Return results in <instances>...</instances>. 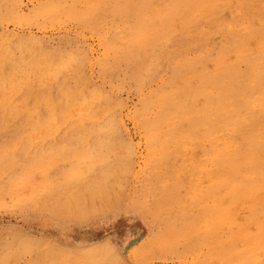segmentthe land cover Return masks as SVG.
Instances as JSON below:
<instances>
[{
  "label": "rangeland",
  "instance_id": "obj_1",
  "mask_svg": "<svg viewBox=\"0 0 264 264\" xmlns=\"http://www.w3.org/2000/svg\"><path fill=\"white\" fill-rule=\"evenodd\" d=\"M96 1L0 0V264H264V0ZM227 139L238 153L206 175Z\"/></svg>",
  "mask_w": 264,
  "mask_h": 264
},
{
  "label": "bare ground",
  "instance_id": "obj_2",
  "mask_svg": "<svg viewBox=\"0 0 264 264\" xmlns=\"http://www.w3.org/2000/svg\"><path fill=\"white\" fill-rule=\"evenodd\" d=\"M85 1H88V0H85ZM101 1H102V0H100V3L102 4ZM195 1H196V0H195ZM227 1H228V0H227ZM236 1H237V0H236ZM238 1H239V0H238ZM61 2H62V1H61ZM74 2H75V1H74ZM83 2H84V1H83ZM96 2H99V0L96 1ZM105 2H106V1H105ZM114 2H116V1H114ZM121 2H122V1H121ZM144 2H145V1H144ZM144 2H143V3H144ZM158 2H160V4H161L162 1H158ZM158 2H157V3H158ZM168 2H169V0H168ZM171 2H172V1H171ZM173 2H174V1H173ZM72 3H73V2H72ZM88 3H89V2H88ZM119 3H120V2H119ZM141 3H142V2H141ZM145 3H146V2H145ZM155 3H156V2H155ZM162 3H163V2H162ZM164 3H165V2H164ZM177 3H178V2H177ZM217 3H218V2H217ZM226 3H227V2H226ZM234 3H235V2H234ZM238 3H239V2H238ZM247 3H249V2H247ZM0 4H1V3H0ZM92 4H93V3H92ZM92 4H91V5H92ZM96 4H98V3H96ZM96 4H95V5H96ZM109 4H110V2H109ZM115 4H116V3H115ZM115 4H114V5H115ZM131 4H132V3H131ZM152 4H153V3H152ZM220 4H221V3H220ZM220 4H219V5H220ZM222 4H223V3H222ZM232 4H233V3H232ZM232 4H231V5H232ZM252 4H253V3H252ZM259 4H260V3H259ZM76 5H77V4H76ZM80 5H81V4H80ZM80 5H79V6H80ZM85 5H87V4L85 3ZM88 5L90 6V4H88ZM93 5H94V4H93ZM119 5H120V4H119ZM173 5H174V4H173ZM176 5H177V4H176ZM176 5H174V6H176ZM184 5H185V4H184ZM238 5H239V4H238ZM66 6H67V5H65V7H66ZM71 6H72V5H71ZM112 6H113V5H112ZM115 6H116V5H115ZM154 6H155V5H154ZM166 6H167V4H166ZM179 6H180V5H179ZM182 6H183V5H182ZM1 7H2V6H1ZM77 7H78V6H77ZM91 7H92V6H91ZM96 7H99V6L97 5ZM141 7H142V5H141ZM171 7H172V6H171ZM200 7H201V5H200ZM210 7H211V6H210ZM212 7H213V6H212ZM214 7H215V6H214ZM216 7H217V5H216ZM225 7H226V6H225ZM262 7H263V6H262ZM2 8H3V7H2ZM101 8H102V7H101ZM112 8H113V7H112ZM137 8H138V7H137ZM139 8H140V7H139ZM147 8H148V7H147ZM173 8H174V7H173ZM231 8H232V7H231ZM67 9H68V8H67ZM80 9H81V8H80ZM97 9H98V8H97ZM133 9H134V8H133ZM149 9H150V8H149ZM157 9H158V8H157ZM76 10L78 11V9H76ZM88 10H89V9H88ZM88 10H87V12L89 13ZM108 10H109V9H108ZM134 10H135V9H134ZM134 10H133V11H134ZM140 10H142V9L140 8ZM152 10H153V9H152ZM154 10H155V9H154ZM220 10H221V7H220ZM261 10H262V9H261ZM71 11H72V10H71ZM112 11H113V9H112ZM142 11H143V10H142ZM144 11H145V10H144ZM144 11H143V12H144ZM192 11H193V10H192ZM65 12H66V11H65ZM99 12H100V11H99ZM106 12H107V11H106ZM135 12H136V11H135ZM135 12H134V13H135ZM140 12H141V11H140ZM140 12H139V13H140ZM147 12H149V11H147ZM214 12H215V11H213V13H214ZM247 12H248V11H247ZM253 12H256V11H253ZM257 12H258V11H257ZM260 12H261V11H260ZM71 13H73V11H72ZM84 13H86V12H84ZM88 13H87V14H88ZM134 13H133V14H134ZM201 13H202V12H201ZM220 13H221V12H220ZM224 13H225V12H224ZM226 13H227V14H226V17H227V15H228V10H227ZM232 13H233V12H232ZM261 13H262V12H261ZM73 14H75V13H73ZM73 14H70V15H72V17H73ZM89 14H90V13H89ZM103 14H104V13H103ZM153 14H154V13H153ZM254 14H255V13H254ZM0 15H1V13H0ZM110 15H112V14H110ZM136 15H137V14H136ZM138 15H139V14H138ZM142 15H143V14H142ZM142 15H141L140 17H142ZM168 15H169V14H168ZM209 15H210V14H209ZM221 15H222V14H221ZM230 15H231V14H230ZM257 15H258V14H257ZM91 16H92V15H91ZM103 16H104V15H103ZM148 16H149V15H148ZM159 16H160V15H159ZM211 16H212V15H211ZM218 16H219V15H217V17H218ZM241 16H242V15H241ZM5 17H6V16H5ZM69 17H70V16H69ZM79 17H80V15H79ZM87 17H88V16H87ZM94 17H95V16H94ZM124 17H125V16H124ZM137 17H139V16H137ZM137 17H136V18H137ZM140 17H139V18H140ZM145 17H146V15H145ZM149 17H150V16H149ZM155 17H156V16H155ZM214 17H215V16H214ZM217 17H216V18H217ZM221 17H222V16H221ZM251 17H252V16H251ZM254 17H255V16H254ZM2 18H3V17H2ZM67 18H68V17H67ZM89 18H90V17H89ZM100 18H101V17H100ZM118 18H119V17H118ZM120 18H121V17H120ZM120 18H119V19H120ZM122 18H123V17H122ZM139 18H138V19H139ZM147 18H148V17H147ZM151 18H152V17H151ZM201 18H202V17H201ZM211 18H212V17H211ZM236 18H238V17H236ZM72 19H74V18H72ZM83 19H84V18H83ZM104 19H105V18H104ZM133 19H134V18H133ZM143 19H145V18H143ZM149 19H150V18H149ZM203 19H204V18H203ZM207 19H208V18H207ZM220 19H221V18H220ZM222 19H223V18H222ZM227 19H228V18H227ZM74 20H76V19H74ZM77 20H78V18H77ZM97 20H99V16H98V19H97ZM121 20H122V19H121ZM140 20H141V19H140ZM164 20H165V19H164ZM70 21H71V20H70ZM86 21H87V19H86ZM88 21H89V20H88ZM94 21L96 22V20H94ZM100 21H101V20H100ZM134 21H135V20H134ZM141 21L143 22V20H141ZM158 21H159V20H158ZM162 21H163V20H162ZM165 21H166V20H165ZM196 21H197V20H196ZM218 21H219V20H218ZM218 21H217V22H218ZM73 22H74V21H73ZM220 22H221V21H220ZM240 22H241V21H240ZM86 23H87V22H86ZM90 23H91V22H90ZM104 23H105V22H104ZM116 23L118 24V22H116ZM136 23H137V22H136ZM139 23H140V22H139ZM169 23H170V22H169ZM179 23H180V22H179ZM241 23H242V22H241ZM252 23H253V22H252ZM261 23H262V22H261ZM261 23H260V24H261ZM97 24H98V22H97ZM117 24H116V25H117ZM121 24H122V22H121ZM175 24H176V23H175ZM85 25H86V24H85ZM89 25H90V24H89ZM89 25H88V26H89ZM101 25H102V24H101ZM103 25H104V24H103ZM113 25H114V24H113ZM156 25H157V24H156ZM166 25H167V24H166ZM250 25H251V24H250ZM253 25H254V24H253ZM88 26H87V27H88ZM139 26H140V25H139ZM181 26H182V25H181ZM187 26H188V25H187ZM215 26H217V25H215ZM259 26H260V25H259ZM121 27H122V26H121ZM121 27H120V28H121ZM155 27H156V26H155ZM161 27H162V26H161ZM163 27H164V26H163ZM165 27H166V26H165ZM170 27H171V26H170ZM178 27H179V26H178ZM218 27H219V26H218ZM237 27H238V26H237ZM250 27H251V26H250ZM263 27H264V26H263ZM93 28H94V27H93ZM167 28H168V26H167ZM182 28H183V27H182ZM215 28H216V27H215ZM257 28H258V27H257ZM86 29H87V28H86ZM116 29H117V28H116ZM124 29H125V28H124ZM156 29H158V28H156ZM164 29H165V28H164ZM179 29H180V28H179ZM179 29H178V31H179ZM194 29H195V28H194ZM95 30H96V29H95ZM129 30H131V29H129ZM168 30H169V29H168ZM182 30H183V29H182ZM198 30H199V29H198ZM203 30H204V29H203ZM220 30H221V29H220ZM227 30H228V29H227ZM114 31H115V30H114ZM163 31H164V30H163ZM193 31H194V30H193ZM205 31H206V30H205ZM207 31H208V30H207ZM231 31H232V30H231ZM247 31H248V30H247ZM93 32H94V31H93ZM179 32H180V31H179ZM216 32H217V31H216ZM234 32H235V31H234ZM9 33H10V32H9ZM97 33H99V32H97ZM104 33H105V32H104ZM145 33H146V32H145ZM157 33H158V32H157ZM160 33H161V31H160ZM211 33H212V32H211ZM244 33H245V32H244ZM252 33H253V31H252ZM5 34H7V33H5ZM100 34H101V33H100ZM112 34H113V33H112ZM158 34H159V33H158ZM158 34H156V36H157ZM162 34H163V33H162ZM179 34H180V33H179ZM185 34H186V33H185ZM215 34H216V33H215ZM234 34H235V33H234ZM255 34H256V33H255ZM261 34H263V33H261ZM261 34H260V35H261ZM7 35H8V34H7ZM16 35H17V34H16ZM164 35H165V34H164ZM194 35H195V34H194ZM198 35H199V34H198ZM201 35H202V34H201ZM0 36H1V35H0ZM21 36H22V35H21ZM23 36H24V35H23ZM113 36H114V35H113ZM153 36H154V35H153ZM160 36H161V35H160ZM181 36H182V35H181ZM191 36H192V35H191ZM253 36H254V35H253ZM4 37H5V36H3V38H4ZM182 37H183V36H182ZM184 37H185V36H184ZM184 37H183V38H184ZM201 37H202V36H201ZM203 37H204V36H203ZM13 38H14V37H13ZM17 38H18V37H17ZM37 38H38V37H37ZM173 38H174V37H173ZM189 38H190V36H189ZM193 38H195V36H194ZM205 38H206V37H205ZM250 38H251V37H250ZM122 39H123V38H122ZM150 39H151V38H150ZM160 39H161V38H160ZM164 39H165V38H164ZM178 39H179V38H178ZM180 39H182V38H180ZM203 39H204V38H203ZM207 39H208V38H207ZM5 40H6V39H5ZM10 40H12V39H10ZM18 40H19V39H18ZM36 40H38V39H36ZM36 40H35V41H36ZM40 40H41V39H40ZM113 40H114V39H113ZM182 40H184V39H182ZM232 40H233V39H232ZM244 40H245V39H244ZM253 40H254V39H253ZM260 40H262V38H261ZM16 41H17V40H16ZM24 41H25V40H24ZM35 41H34V42H35ZM119 41H120V40H119ZM146 41H147V40H146ZM245 41H246V40H245ZM10 42H11V41H10ZM110 42H111V41H110ZM181 42H182V41H181ZM184 42H185V40H184ZM208 42H209V41H208ZM230 42L232 43V41H230ZM239 42H241V40H240ZM242 42H243V41H242ZM253 42H254V41H253ZM5 43H6V42H5ZM35 43H36V42H35ZM39 43H40V42H39ZM114 43H115V42H114ZM134 43H135V41H134ZM142 43H143V42H142ZM149 43H150V42H149ZM188 43H189V42H188ZM223 43H224V42H223ZM223 43H222V44H223ZM237 43H238V42H237ZM32 44H33V43H32ZM32 44H31V45H32ZM109 44H110V43H109ZM132 44H133V43H132ZM169 44H170V43H169ZM241 44H242V43H241ZM259 44H260V43H259ZM7 45H8V44H7ZM115 45H116V44H115ZM117 45H118V44H117ZM133 45H134V44H133ZM156 45H157V44H156ZM167 45H168V44H167ZM167 45H166V46H167ZM177 45H178V44H177ZM184 45H185V43H184ZM188 45H189V44H188ZM229 45H230V44H229ZM232 45H233V44H232ZM232 45H230V46H232ZM234 45H235V44H234ZM113 46H114V45H113ZM119 46H120V45H119ZM198 46H199V45H198ZM200 46H201V45H200ZM241 46H242V45H241ZM0 47H1V45H0ZM27 47H28V46H27ZM39 47H40V46H39ZM161 47H162V46L160 45V48H161ZM205 47H206V46H205ZM253 47H255V46H253ZM33 48H34V45H33ZM33 48H32V49H33ZM35 48H36V47H35ZM173 48H174V47H173ZM180 48H181V47H180ZM184 48H185V47H184ZM215 48H216V46H215ZM239 48H240V47H239ZM249 48H250V47H249ZM255 48H256V47H255ZM47 49H48V48H47ZM74 49H75V48H74ZM119 49H120V48H119ZM119 49H118V50H119ZM124 49H125V48H124ZM146 49H148V48H146ZM178 49H179V48H178ZM221 49H222V48H221ZM3 50H4V49H3ZM19 50L21 51L20 48H19ZM25 50H26V49H25ZM33 50H34V49H33ZM49 50H50V49H49ZM52 50H53V49H52ZM54 50H55V49H54ZM114 50H115V49H113V51H114ZM167 50H168V49H167ZM181 50H182V49H181ZM262 50H264V49H262ZM27 51H28V50H27ZM56 51H57V49H56ZM65 51H66V50H65ZM65 51H64V52H65ZM120 51H121V49H120ZM158 51H160V50H158ZM161 51H162V50H161ZM164 51H165V50H164ZM210 51H211V50H210ZM225 51H226V49H225ZM29 52H30V51H29ZM34 52H35V51H34ZM34 52H33V53H34ZM58 52H59V51H58ZM58 52H57V53H58ZM68 52H69V50H68ZM79 52H80V51H79ZM141 52H142V51H141ZM146 52H147V50H146ZM171 52H173V51H171ZM174 52H175V51H174ZM208 52H209V51H208ZM222 52H223V51H222ZM6 53H7V52H6ZM12 53H13V52H12ZM19 53H20V52H19ZM26 53H27V52H26ZM42 53H43V52H42ZM61 53H62V52H61ZM61 53H60V54H61ZM74 53H75V52H74ZM126 53H127V52H126ZM220 53H221V51H220ZM223 53H224V52H223ZM238 53H240V52H238ZM254 53H255V52H254ZM43 54H44V53H43ZM60 54H59V55H60ZM67 54H68V53H67ZM84 54H85V53H84ZM113 54H114V53H113ZM210 54H211V53H210ZM230 54H231V53H230ZM242 54H243V53H242ZM0 55H1V54H0ZM9 55H10V54H9ZM47 55H48V54H47ZM71 55H72V54H71ZM82 55H83V53H82ZM154 55H155V54H154ZM154 55H153V56H154ZM158 55H159V54H158ZM160 55H161V54H160ZM213 55H214V54H213ZM213 55H211V56L213 57ZM220 55H222V57H224L223 54H220ZM231 55H233V53H232ZM237 55H238V54H237ZM251 55H252V54H251ZM253 55H254V54H253ZM6 56H7V55H6ZM48 56H49V55H48ZM57 56H58V55H57ZM67 56H68V55H67ZM67 56H66V57H67ZM69 56H70V55H69ZM75 56H76V55H75ZM84 56H85V55H84ZM84 56H83V57H84ZM149 56H150V55H149ZM169 56H170V55H169ZM254 56H255V55H254ZM256 56H257V55H256ZM256 56H255V57H256ZM9 57H11V56H9ZM20 57H21V55H20ZM20 57H19V58H20ZM72 57H73V55H72ZM85 57H86V56H85ZM143 57H144V56H143ZM143 57H142V58H143ZM164 57H166V56H164ZM167 57H168V56H167ZM218 57H221V56H218ZM222 57H221V59H222ZM1 58H2V57H1ZM12 58H15V57L12 56ZM44 58H45V56H44ZM47 58H48V57H47ZM58 58H59V56H58ZM67 58H68V57H67ZM76 58H77V57H76ZM76 58H75V59H76ZM112 58H113V57H112ZM116 58H117V57H116ZM121 58H122V57H121ZM152 58H153V57H152ZM161 58H162V57H161ZM168 58H169V57H168ZM168 58H167V59H168ZM227 58H228V57H227ZM227 58H225V59H227ZM236 58H237V57H236ZM236 58H234V60H235ZM239 58H240V57H239ZM241 58H242V57H241ZM248 58H249V57H248ZM251 58H252V57H251ZM61 59H62V57H61ZM63 59H64V57H63ZM210 59H211V58H210ZM258 59H259V58H258ZM8 60H9V58H8ZM8 60H7V61H8ZM52 60H53V59H52ZM55 60H56V59H55ZM68 60H69V58H68ZM79 60H80V59H79ZM124 60H125V59H124ZM124 60H123V61H124ZM131 60H132V59H131ZM143 60H144V59H143ZM147 60H148V59H147ZM158 60H159V59H158ZM206 60H207V59H206ZM208 60H209V59H208ZM216 60H217V59H216ZM250 60H251V59H250ZM256 60H257V59H256ZM12 61H13V60H12ZM17 61H18V60H17ZM20 61H21V60H20ZM65 61H66V60H65ZM83 61H84V60H83ZM100 61H101V60H100ZM103 61H104V60H103ZM103 61H102V62H103ZM110 61H111V60H110ZM133 61H134V60H133ZM135 61H136V60H135ZM145 61H146V60H145ZM162 61H164V60H162ZM167 61H168V60H167ZM167 61H166V62H167ZM193 61H194V60H193ZM223 61H224V60H223ZM232 61H233V60H232ZM232 61H231V62H232ZM238 61H239V60H238ZM51 62H52V61H51ZM69 62H70V60H69ZM137 62H138V60H137ZM204 62H205V61H204ZM212 62H213V61H212ZM217 62H218V61H217ZM227 62H228V61H227ZM235 62H236V61H235ZM259 62H261V61H259ZM0 63H1V62H0ZM2 63H4V62H2ZM65 63H66V62H65ZM97 63H99V62H97ZM103 63H104V62H103ZM115 63H117V62H115ZM125 63H126V62H125ZM171 63H172V62H171ZM186 63H187V62H185L184 64H186ZM202 63H203V62H202ZM218 63H220V62H218ZM242 63H244V62H242ZM245 63H246V61H245ZM24 64H25V63H24ZM39 64H40V63H39ZM49 64H50V63H49ZM49 64H47V65L49 66ZM82 64H83V63H82ZM101 64H102V63H101ZM113 64H114V63H113ZM117 64H118V63H117ZM137 64H138V63H137ZM150 64H151V63H150ZM160 64H161V63H160ZM203 64H204V63H203ZM205 64H206V63H205ZM234 64H235V63H234ZM250 64H251V62H250ZM261 64H262V62H261ZM64 65H65V64H64ZM104 65H105V64H104ZM128 65H129V64H128ZM143 65H144V64H143ZM162 65H163V64H162ZM193 65H194V64H193ZM200 65H201V64H200ZM229 65H230V64H229ZM235 65H236V64H235ZM238 65H239V64H238ZM247 65H248V64H247ZM257 65H258V64H257ZM35 66H36V65H35ZM39 66H40V65H39ZM50 66H51V64H50ZM54 66H55V65H54ZM74 66H75V64H74ZM74 66H73V67H74ZM76 66H77V64H76ZM109 66H110V64H109ZM112 66H113V65H112ZM136 66H137V65H136ZM144 66H145V65H144ZM176 66H177V65H176ZM181 66H182V65H181ZM209 66H210V65H209ZM213 66H214V65H213ZM216 66H217V65H216ZM263 66H264V65H263ZM16 67H17V66H16ZM36 67H38V66H36ZM45 67H46V65H45ZM68 67H69V66H68ZM68 67H67V68H68ZM77 67H78V66H77ZM102 67H103V66H102ZM110 67H111V66H110ZM110 67H109V68H110ZM113 67H114V66H113ZM117 67H118V66H117ZM117 67H116V68H117ZM134 67H135V66H134ZM155 67H156V66H155ZM155 67H154V68H155ZM236 67H237V66H236ZM1 68H2V67H1ZM13 68H14V67H13ZM39 68H40V67H39ZM49 68H50V67H49ZM61 68H62V67H61ZM69 68H70V67H69ZM78 68H79V67H78ZM139 68H140V67H139ZM139 68H138V69H139ZM168 68H169V67H168ZM182 68H184V67L182 66ZM185 68H186V67H185ZM195 68H196V67H195ZM211 68L213 69V67H211ZM228 68H229V67H228ZM250 68H251V67H250ZM262 68H264V67H262ZM19 69H20V68H19ZM47 69H48V67H47ZM50 69H51V68H50ZM62 69H63V68H62ZM62 69H61V70H62ZM113 69H114V68H113ZM142 69H143V68H142ZM142 69H141V70H142ZM166 69H167V68H166ZM219 69H220V68H218V70H219ZM236 69H237V68H236ZM253 69H254V68H253ZM0 70H1L0 72H2V69H0ZM7 70H8V69H7ZM39 70H40V69H39ZM39 70H38V72H39ZM111 70H112V69H111ZM111 70H110V71H111ZM114 70H115V69H114ZM119 70H120V69H119ZM144 70H145V69H144ZM162 70H163V68H162ZM184 70H185V69H184ZM232 70H233V67H231L230 70H228V72H227L226 74H231V75L234 74V73L232 72ZM254 70H255V69H254ZM34 71H35V70H34ZM51 71H53V69H52ZM59 71H60V70H59ZM76 71H77V70H76ZM100 71H101V70H100ZM125 71H126V70H125ZM131 71H132V70H131ZM135 71H136V70H135ZM178 71H179V70H178ZM239 71H240V70H239ZM14 72H15V71H14ZM40 72H41V71H40ZM68 72H69V71H68ZM107 72H108V71H107ZM141 72H142V71H141ZM152 72H153V71H152ZM154 72H155V70H154ZM158 72H159V71H158ZM161 72H162V71H161ZM197 72H198V71H197ZM222 72H224V71H222ZM6 73H7V72H6ZM28 73H29V72H28ZM51 73H52V72H51ZM104 73H105V72H104ZM126 73H127V72H126ZM259 73H260V72H259ZM32 74H33V73H32ZM60 74H61V73H60ZM60 74H59V75H60ZM123 74H124V73H123ZM129 74H130V73H129ZM150 74H151V73H150ZM174 74H175V72H174ZM213 74H214V73H213ZM237 74H239V73H237ZM242 74H243V73H242ZM257 74H258V73H257ZM257 74H256V75H257ZM42 75H43V74H42ZM56 75H57V74H56ZM56 75H55V76H56ZM139 75H140V74H139ZM159 75H160V74H159ZM187 75H188V74H187ZM192 75H193V73H192ZM235 75H236V74H235ZM243 75H244V74H243ZM258 75H259V74H258ZM28 76H29V75H28ZM157 76H158V75H157ZM172 76H173V73H172ZM179 76H180V75H179ZM216 76H217V75H216ZM216 76H215V77H216ZM227 76H228V75H227ZM250 76H251V75H250ZM260 76H261V78L264 77V69H263V72L260 74ZM37 77H38V74H37ZM56 77H57V76H56ZM63 77H64V76H63ZM126 77H127V76H126ZM134 77H135V76H134ZM136 77H137V76H136ZM136 77H135V78H136ZM147 77H148V76H147ZM169 77H170V76H169ZM181 77H182V76H181ZM215 77H214V78H215ZM218 77H219V78H218ZM218 77H217L218 80L216 81L217 85L220 84V78L223 77V74H219ZM224 77H225V76H224ZM10 78H11V77H10ZM21 78H22V77H21ZM21 78H20V80H21ZM24 78H25V77H24ZM41 78H42V77H41ZM45 78H46V77H45ZM167 78H168V77H167ZM173 78H174V77H173ZM194 78H195V77H194ZM212 78H213V77H212ZM8 79H9V78H8ZM31 79H34V77L31 78ZM85 79H86V78H85ZM124 79H125V78H124ZM128 79H130L129 76H128ZM133 79H134V78H133ZM137 79H138V78H137ZM141 79H142V78H141ZM147 79H149V78H147ZM188 79H189V78H188ZM192 79H193V78H192ZM195 79H196V78H195ZM207 79H209V78H207ZM223 79H224V78H223ZM250 79H251V78H250ZM255 79H257V78H255ZM12 80H13V79H12ZM14 80H15V79H14ZM74 80H75V79H74ZM125 80H126V79H125ZM150 80H151V79H150ZM161 80H162V79H161ZM166 80H167V79H166ZM193 80H194V79H193ZM210 80H211V79H210ZM252 80H253V77H252ZM260 80H261V79H260ZM0 81H1V80H0ZM61 81H62V80H61ZM61 81H60V82H61ZM88 81H89V80H88ZM130 81H131V80H130ZM164 81H165V80H164ZM176 81H177V80H176ZM187 81H188V80H187ZM195 81H196V80H195ZM11 82H12V81H11ZM18 82H19V81H18ZM22 82H24V81H22ZM109 82H110V81H109ZM144 82H145V81H144ZM151 82H152V81H151ZM162 82H163V81H162ZM249 82H250V81H249ZM258 82H260V81H258ZM14 83H15V82H14ZM88 83H89V82H88ZM90 83H91V82H90ZM92 83H93V81H92ZM136 83H137V82H136ZM139 83H140V81H139ZM139 83H137V84H139ZM147 83H149V81H148ZM233 83H234V79H233V78H230L229 82L227 81V84H228V86H229L231 89H233ZM239 83H240V81H239ZM12 84H13V83H12ZM21 84H22V83H21ZM41 84H43V83H41ZM80 84H81V83H80ZM150 84H151V83H150ZM161 84H162V83H161ZM165 84H166V83H165ZM190 84H192V83H190ZM210 84H212V83H210ZM213 84H214V83H213ZM251 84H252V82H251ZM261 84H262V83H261ZM25 85H26V84H25ZM43 85H44V84H43ZM49 85H51V84H49ZM182 85H183V84H182ZM182 85H181V86H182ZM239 85H240V84H239ZM252 85H253V84H252ZM18 86H19V85H18ZM20 86H21V85H20ZM75 86H76V85H75ZM172 86H173V84H172ZM228 86H227V87H228ZM240 86H241V85H240ZM244 86H245V84H244ZM250 86H251V85H250ZM259 86H260V85H259ZM7 87H8V86H7ZM78 87H79V86H78ZM86 87H88V86H86ZM90 87H91V86H90ZM102 87H103V86H102ZM160 87H161V86H160ZM163 87H164V86H163ZM212 87H213V86H212ZM215 87H217V86H215ZM222 87H223V86H222ZM225 87H226V86H225ZM242 87H243V86H242ZM242 87H241V88H242ZM254 87H255V86H254ZM254 87H253V88H254ZM16 88H19V87L16 86ZM39 88H41V87H39ZM69 88H70V87H69ZM170 88H171V86H170ZM183 88H184V87H183ZM213 88H214V87H213ZM217 88H219V86H218ZM217 88H216V89H217ZM245 88H246V87H245ZM19 89H20V88H19ZM21 89H22V87H21ZM32 89H33V88H32ZM58 89H59V88H58ZM67 89H68V87H67ZM67 89H66V90H67ZM71 89H72V88H70V90H71ZM74 89H75V88H74ZM76 89H77V88H76ZM81 89H82V86H81ZM102 89H103V88H102ZM104 89H105V88H104ZM160 89H162V88H160ZM167 89H168V88H167ZM185 89H186V88H185ZM191 89H192V88H191ZM211 89H212V88H211ZM211 89H210V90H211ZM247 89H248V88H247ZM14 90H15V89H14ZM30 90H31V89H30ZM178 90H180V89H178ZM240 90H241L240 87H234V89H233V93H234V95H238L239 92H240ZM251 90H252V89H251ZM3 91H4V90H3ZM18 91L20 92V90H18ZM27 91H28V90H27ZM71 91H73V90H71ZM82 91H83V89H82ZM101 91H102V90H101ZM101 91H100V92H101ZM103 91H104V90H103ZM166 91H168V90H166ZM169 91H170V90H169ZM169 91H168V92H169ZM188 91H189V90H188ZM188 91H187V92H188ZM206 91H207V90H206ZM230 91H231V90H230ZM261 91H262V90H261ZM30 92H31V91H30ZM46 92H47V91H46ZM48 92H49V91H48ZM64 92H65V91H64ZM64 92H62V93H64ZM77 92H78V91H77ZM107 92H108V91H107ZM168 92H167V93H168ZM192 92H193V91H192ZM203 92H204V91H203ZM246 92H247V91H246ZM3 93H4V92H3ZM11 93H12V92H11ZM36 93H37V91H36ZM65 93H66V92H65ZM70 93H72V94H70V97H71V96L74 97V96H73V95H74V92H70ZM146 93H147V92H146ZM163 93H164V92H162V94H163ZM209 93H210V92H209ZM229 93L231 94V92H229ZM229 93H228V94H229ZM250 93H251V92H250ZM18 94H19V93H18ZM23 94H25V93H23ZM31 94H34V92H31ZM47 94H49V93H47ZM47 94H46V95H47ZM50 94H51V93H50ZM87 94H88V93H87ZM98 94L100 95V93H98ZM178 94H179V93H178ZM214 94H215V93H214ZM223 94H225V93H223ZM226 94H227V93H226ZM226 94H225V95H226ZM14 95H15V94H14ZM27 95H28V93H27ZM36 95H37V94H36ZM103 95H104V94H103ZM108 95H109V94H108ZM157 95H158V94H157ZM160 95H161V93H160ZM173 95H174V94H173ZM182 95H183V94H182ZM182 95H181V96H182ZM188 95H190V94H188ZM196 95H197V94H196ZM206 95H207V94H206ZM206 95H205V96H206ZM208 95H209V94H208ZM239 95H240V94H239ZM244 95H245V94H244ZM33 96H34V95H33ZM67 96H68V94H67ZM104 96H105V95H104ZM171 96H172V95H171ZM171 96H170V97H171ZM184 96H185V95H183V97H184ZM199 96H201V95H199ZM212 96H213V95H212ZM223 96H224V95H223ZM226 96H227V95H226ZM229 96H230V95H229ZM43 97H44V96H43ZM49 97H50V96H49ZM68 97H69V96H68ZM107 97H108V96H107ZM148 97H149V96H148ZM203 97H204V96H203ZM231 97H233V96H230V97L226 98V99L223 101V102H224V105H225L227 102H229L228 99L231 98ZM0 98H1V97H0ZM26 98H27V97H26ZM44 98H45V97H44ZM89 98H90V97H89ZM104 98H105V97H104ZM197 98H198V97H197ZM235 98H236V97H235ZM237 98H238V97H237ZM48 99H51V97L48 98ZM115 99H117V98H115ZM158 99H159V98H158ZM160 99H161V97H160ZM160 99H159V100H160ZM205 99H206V98H205ZM1 100L3 101V100H5V99L2 98V99H0V101H1ZM9 100H10V99H9ZM9 100H8V101H9ZM23 100H24V99H23ZM36 100H37V99H36ZM65 100H66V99H65ZM69 100H70V99H69ZM84 100H85V99H83V101H84ZM145 100H147V99H145ZM161 100H162V99H161ZM161 100H160V101H161ZM165 100H166V99H165ZM195 100H196V99H195ZM39 101H40V100H39ZM53 101H54V100H53ZM140 101H141V99H140ZM166 101H167V100H166ZM189 101H190V100H189ZM210 101H211V100H210ZM238 101H239V100H238ZM238 101H237V102H238ZM5 102H6V101H5ZM20 102H22V101H20ZM35 102H36V101H35ZM65 102H66V101H65ZM199 102H200V101H199ZM204 102L206 103L205 100H204ZM239 102H240V101H239ZM246 102H248V101H246ZM3 103H4V102H3ZM47 103H48V102H47ZM54 103H55V102H54ZM61 103H62V102H61ZM114 103H115V102H114ZM116 103H117V102H116ZM192 103H193V102H192ZM208 103H209V102H208ZM213 103H214V101H213ZM6 104H7V103H5V105H6ZM13 104H14V103H12V105H13ZM45 104H46V103H45ZM52 104H53V103H52ZM81 104H82V103H81ZM85 104H86V101H85ZM120 104H121V103H120ZM177 104H178V103H177ZM198 104H199V103H198ZM211 104H212V103H211ZM247 104H248V103H247ZM2 105H3V104H2ZM7 105H8V104H7ZM36 105H37V104H36ZM72 105H73V104H72ZM74 105H75V104H74ZM74 105H73V106H74ZM89 105H90V103H89ZM114 105H115V104H114ZM219 105H220V106H219ZM224 105H223V104L221 105V103L217 104L216 106H219V108H217V110L222 111V108H223ZM231 105H232V104H231ZM238 105H239V104H238ZM0 106H1V105H0ZM3 106H4V105H3ZM15 106H16V104H15ZM17 106H18V105H17ZM23 106H24V105H23ZM46 106H49V105L47 104ZM75 106H76V105H75ZM82 106H83V105H82ZM82 106H80V107L82 108ZM102 106H103V105H102ZM170 106H171V105H170ZM172 106H173V105H172ZM204 106H205V105H204ZM24 107H25V106H24ZM27 107H28V106H27ZM31 107H32V106H31ZM54 107H55V105H54ZM61 107H62V106H61ZM80 107H79V108H80ZM83 107H84V106H83ZM87 107H88V106H87ZM103 107H104V106H103ZM155 107H156V106H155ZM201 107H202V106H201ZM201 107H200V108H201ZM206 107H207V105H206ZM208 107H209V106H208ZM10 108H11V107H10ZM16 108H17V107H16ZM32 108H33V107H32ZM73 108H74V107H73ZM77 108H78V107H77ZM85 108H86V107H85ZM104 108H105V107H104ZM115 108H116V107H115ZM171 108H172V107H171ZM182 108H183V107H182ZM200 108H199V109H200ZM224 108H225V107H224ZM240 108H241V107H240ZM240 108H239V109H240ZM18 109H19V108H18ZM22 109H23V108H22ZM38 109H39V108H38ZM50 109H51V107H50ZM95 109H97V108H95ZM160 109H161V107H160ZM172 109H173V108H172ZM209 109H210V108H208V110H209ZM259 109H260V108H259ZM5 110H6V109H5ZM10 110H11V109H10ZM52 110H53V109H52ZM75 110H76V109H75ZM80 110H81V109H80ZM99 110H100V109H99ZM99 110H98V112H99ZM106 110H107V109H106ZM158 110H159V109H158ZM166 110H167V109H166ZM203 110H204V109H203ZM229 110H230V109H229ZM235 110H237V109L235 108ZM245 110H246V109H245ZM250 110H251V109H250ZM256 110H257V109H256ZM14 111H15V110H14ZM18 111H19V110H18ZM29 111H30V110H29ZM29 111H28V112H29ZM31 111H32V110H31ZM50 111H51V110H50ZM57 111H58V110H57ZM101 111H102V110H100V113H101ZM108 111H110V110H108ZM174 111H175V110H174ZM223 111H224V110H223ZM241 111H242V110H241ZM241 111H240V112H241ZM253 111H254V110H253ZM261 111H262V110H261ZM9 112H10V111H9ZM11 112H13V111L11 110ZM23 112H24V111H23ZM33 112H34V111H33ZM71 112H72V111H71ZM235 112H236V111H235ZM17 113H18V112H17ZM17 113H16V114H17ZM100 113H99V114H100ZM102 113L104 114V112H102ZM107 113H108V112H107ZM150 113H151V112H150ZM166 113H167V112H166ZM222 113H223V112H222ZM228 113H229V112H227V115H228ZM232 113H234V112H232ZM252 113H253V112H252ZM255 113H256V112H255ZM261 113H262V112H261ZM19 114H20V113H19ZM103 114H102V115H103ZM168 114H169V113H168ZM179 114H180V113H179ZM212 114H213V113H212ZM259 114H260V113H259ZM45 115H46V114H45ZM112 115H113V114H112ZM244 115H245V114H244ZM246 115H247V114H246ZM260 115H261V114H260ZM27 116H28V115H27ZM87 116H88V115H87ZM91 116H92V115H91ZM95 116H96V115H95ZM95 116H94V117H95ZM105 116H106V115H105ZM108 116H109V115H108ZM157 116H158V118H164V117H165L164 110L159 111ZM167 116H168V115H167ZM208 116H209V114H208ZM224 116H225V114H224ZM253 116H254V115H253ZM7 117H8V116H7ZM99 117H100V116H99ZM99 117L96 116L97 120L100 119ZM121 117H122V116H121ZM149 117H150V116H149ZM182 117H183V116H182ZM210 117H211V116H210ZM257 117H258V116H257ZM27 118H28V117H27ZM54 118H55V117H54ZM90 118H92V117H90ZM96 118H95V119H96ZM98 118H99V119H98ZM139 118H140V117H139ZM203 118H204V117H203ZM207 118H208V117H207ZM225 118H226V117H225ZM228 118H230V117H228ZM243 118H244V117H243ZM251 118H253V117H251ZM259 118H260V117H259ZM2 119H4V118H2ZM52 119H53V118H52ZM59 119H60V118H59ZM110 119H111V118H110ZM218 119H219V117H218ZM234 119H235V118H234ZM234 119H232L233 122H234ZM241 119H242V118H241ZM245 119H246V118H245ZM245 119H244V120H245ZM262 119H263V118H262ZM23 120H25V119H23ZM48 120H49V119H48ZM50 120H51V119H50ZM84 120H85V119H84ZM137 120H138V119H137ZM146 120H147V119H146ZM213 120H214V119H213ZM215 120H216V119H215ZM227 120H228V119H227ZM36 121H37V120H36ZM86 121H88V120H85V122H86ZM106 121H107V120H106ZM116 121H117V120H116ZM160 121H161V120H160ZM182 121H183V120H181V122H182ZM188 121H189V120H188ZM196 121H197V120H196ZM198 121H199V120H198ZM206 121H207V120H206ZM230 121H231V120H230ZM230 121H229V123H230ZM251 121H252V120H251ZM253 121H254V120H253ZM3 122H4V121H3ZM14 122H15V121H14ZM26 122H27V121H26ZM48 122H50V121H48ZM51 122H52V121H51ZM53 122H54V121H53ZM117 122H118V121H117ZM210 122H211V121H210ZM223 122H224V121H223ZM243 122H244V121H243ZM254 122H255V121H254ZM257 122H258V120H257ZM1 123H2V122H1ZM8 123H9V121H8ZM67 123H68V122H67ZM204 123H205V122H204ZM206 123H208V122H206ZM216 123H217V122H216ZM249 123H250V122H249ZM38 124H39V123H38ZM45 124H46V123H45ZM56 124H57V123H56ZM56 124H55V125H56ZM64 124H65V122H64ZM82 124H83V123H82ZM98 124H99V122H98ZM104 124H105V123H104ZM192 124H193V123H192ZM192 124H191V125H192ZM199 124H201V122H199ZM222 124H224V123H222ZM226 124H227V123H226ZM251 124H253V123H251ZM258 124H260V123H258ZM48 125H50V124H48ZM78 125H79V124H78ZM99 125H100V124H99ZM110 125L112 126V123H111ZM110 125H108V126H110ZM114 125H115V124H114ZM191 125H190V126H191ZM202 125H203V124H202ZM210 125H211V124H210ZM212 125H213V124H212ZM227 125H228V124H227ZM240 125H241V124H240ZM261 125H262V124H261ZM35 126H36V125H35ZM37 126H38V125H37ZM37 126H36V127H37ZM44 126H45V125H44ZM44 126H43V127H44ZM62 126H63V125H62ZM76 126H77V125H76ZM188 126H189V125H188ZM188 126H187V127H188ZM190 126H189V127H190ZM200 126H201V125H200ZM222 126H223V125H222ZM263 126H264V125H263ZM4 127H5V125H4ZM26 127H27V126H26ZM40 127H41V126H40ZM47 127H48V126H47ZM52 127H53V125H52ZM82 127H83V126H82ZM85 127H86V126H85ZM112 127H113V126H112ZM118 127H119V126H118ZM141 127H142V126H141ZM162 127H163V126H162ZM164 127H166V125H165ZM196 127H197V126H196ZM201 127H202V126H201ZM201 127H200V128H201ZM206 127H208V126H206ZM209 127H210V126H209ZM216 127H217V126H216ZM218 127H219V126H218ZM45 128H46V127H45ZM53 128H54V127H53ZM93 128H94V127H93ZM103 128H104V127H103ZM105 128H106V127H105ZM110 128H111V127H110ZM214 128H215V127H214ZM230 128H231V127H230ZM262 128H263V127H262ZM40 129H41V128H40ZM40 129H39V130H40ZM183 129H184V128H183ZM191 129H192V128H191ZM198 129H199V128H198ZM204 129H205V128L203 127V130H204ZM206 129H207V128H206ZM223 129H224V128H223ZM255 129H256V128H255ZM37 130H38V129H37ZM79 130H81V129H79ZM94 130H95V129H94ZM97 130H98V129H97ZM102 130H104V129H102ZM171 130H173V129H171ZM208 130H209V129H208ZM218 130H219V129H218ZM229 130H232V128L229 129ZM13 131H14V130H13ZM50 131H51V130H50ZM83 131H84V130H83ZM105 131H107V130H105ZM113 131H114V130H113ZM160 131H161V130H160ZM185 131H186V130H185ZM185 131H184V132H185ZM195 131H196V130H195ZM195 131H194V132H195ZM197 131H198V130H197ZM215 131H216V129H215ZM255 131H256V130H255ZM261 131H262V130H261ZM54 132H55V131L53 130V133H54ZM78 132H79V131H78ZM92 132H93V131H92ZM109 132H110V131H109ZM171 132H172V131H171ZM177 132H178V131H177ZM186 132H187V131H186ZM194 132H193V133H194ZM199 132H200V130H199ZM204 132H205V130H204ZM263 132H264V131H263ZM6 133H7V132H6ZM31 133H32V132H31ZM31 133H30V135H31ZM56 133H57V132H56ZM59 133H60V131H59ZM66 133H67V132H66ZM110 133H111V132H110ZM110 133H108V134H110ZM116 133H117V132H116ZM148 133H149V132H148ZM241 133H242V132H241ZM249 133H250V132H249ZM86 134H87V133H86ZM90 134H91V132H90ZM97 134H98V133H97ZM114 134H115V133H114ZM174 134H175V133H174ZM188 134H190V132H189ZM204 134H205V133H204ZM235 134H236V133H235ZM13 135H14V134H13ZM17 135H18V134H17ZM24 135H25V133H24ZM26 135H27V134H26ZM57 135H58V134H57ZM78 135H79V133H78ZM103 135H104V134H103ZM121 135H122V134H121ZM170 135H171V134H170ZM184 135H185V134H184ZM191 135H193V134H191ZM213 135H214V134H213ZM218 135H219V134H218ZM237 135H238V133H237ZM258 135H259V134H258ZM263 135H264V134H263ZM82 136H83V135H82ZM116 136H117V135H116ZM173 136H174V135H173ZM187 136H189V135H187ZM187 136H186V138H187ZM247 136H248V135H247ZM252 136H253V135H252ZM77 137H78V136H77ZM87 137H88V136H87ZM95 137H96V136H95ZM95 137H94V138H95ZM102 137H103V136H102ZM148 137H149V136H148ZM175 137H177V136H175ZM175 137H174V138H175ZM197 137H198V136H197ZM235 137H236V136H235ZM163 138H164V137H163ZM166 138H167V136H166ZM170 138H171V137H170ZM170 138H169V139H170ZM177 138H178V137H177ZM186 138H185V139H186ZM189 138H190V137H189ZM215 138H216V136H215ZM232 138H233V137H232ZM254 138H255V137H254ZM262 138H263V137H262ZM100 139H101V138H100ZM175 139H176V138H175ZM179 139H180V138H179ZM218 139H219V138H218ZM220 139H221V138H220ZM223 139H224V138H223ZM225 139H226V138H225ZM258 139H259V138H258ZM95 140H96V139H95ZM167 140H168V139H167ZM176 140H177V139H176ZM176 140H175V141H176ZM180 140H181V139H180ZM231 140H232V139H231ZM231 140H230V139H227V141H225V142L222 141L223 143H222V145L220 146L221 148H220L219 152L217 153V159H216V162L213 161L212 167L207 171L208 174H206V175H209L211 171L214 172V175H215V173L218 174V170H217V165H218V163H219V162L226 161V160H228L229 158H233L234 156H236V154L238 153V147H239V146L234 145V144L232 143ZM237 140H238V139H237ZM239 140H240V139H239ZM104 141H105V140H104ZM169 141H170V140H169ZM169 141H167V142H169ZM184 141H185V140H184ZM204 141H205V140H204ZM218 141H219V140H218ZM233 141H234V140H233ZM102 142H103V141H102ZM106 142H107V141H106ZM176 142H178V141H176ZM237 142H238V141H237ZM263 142H264V140H263ZM91 143H93V142H90V144H91ZM100 143H101V142H100ZM107 143H108V142H107ZM114 143H115V142H114ZM186 143H187V142H186ZM213 143H214V142H213ZM239 143H240V142H239ZM84 144H85V143H84ZM111 144H112V142H111ZM115 144H116V143H115ZM115 144H114V145H115ZM169 144H170V143H169ZM180 144H181V143H180ZM91 145H93V144H91ZM99 145H100V144H99ZM105 145H106V144H105ZM107 145H109V144H107ZM161 145H162V144H161ZM161 145H160V146H161ZM163 145H164V144H163ZM261 145H262V143H261ZM166 146H167V145H166ZM164 147H165V145H164ZM184 147H185V146H184ZM248 148H249V147H248ZM250 148H251V147H250ZM256 148H257V147H256ZM216 150H218V149H216ZM166 152H167V151H166ZM209 152H211V151H209ZM251 153H252V155H251ZM211 154H212V152H211ZM211 154H209V155H211ZM205 155H206V153H205ZM253 155H254L253 152H249V153H247V154L245 155V157L249 159V158H251ZM214 156H215V155H214ZM238 157H239V156H238ZM239 160H241V159H239ZM236 161H238V160L236 159ZM243 162H244V161H243ZM204 164H205V163H204ZM215 164H216V165H215ZM241 164H242V163H241ZM258 164H259V163H258ZM202 165H203V164H202ZM210 165H211V164H210ZM230 165H231V164H229L228 166H230ZM238 165H239V164H238ZM238 165H237V164H235V165L232 164V166L230 167V169H231L230 171L234 172V171L236 170V168H238ZM259 165H260V164H259ZM214 166H215V169H214ZM204 168H205V166H204ZM199 169H200V168H199ZM227 169H229V168H227ZM227 171H228V170H227ZM227 171H226V172H227ZM200 172H201V171H200ZM220 172H221V171H220ZM243 172H244V171H243ZM243 172H242V173H243ZM202 174H203V173H202ZM204 174H205V173H204ZM223 174H224V173H223ZM254 174H255V173H254ZM220 175H221V174H220ZM201 176H202V175H201ZM208 178H209V177H208ZM214 178H215V177H214ZM216 178H217V177H216ZM216 178H215V179H216ZM253 178H254V176L252 177V179H253ZM204 179H205V178H204ZM209 179H210V178H209ZM212 179H213V178H212ZM212 179H211V180H212ZM262 179H263V178H262ZM229 180H230V177H229V175H228L227 177H224V178H222V179H219V180L217 181V183H218V184H222V183H226V182L229 181ZM205 181H206V180H205ZM233 181H234V180H233ZM257 181H258V180H257ZM79 183L81 184V182H79ZM205 183H206V182H205ZM232 184L234 185V182H233ZM262 184H263V183H262ZM204 185H205V184H204ZM206 185H207V184H206ZM211 185H212V184H211ZM258 185H259V184H258ZM74 186L77 187V185H74ZM238 186H239V185H238ZM259 186H261V185H259ZM262 186H264V185H262ZM203 187H204V186H203ZM87 188H88V187H87ZM252 188H253V187H252ZM262 188H263V187H262ZM82 189H83V188H82ZM258 189H259V188H258ZM71 190H72V187H71ZM90 190H91V187H90ZM95 190H96V189H95ZM103 190H104V189H103ZM237 190H238L237 188L234 189V187H233L232 192H233L234 195L237 193ZM259 190H261V189H259ZM72 191H73V190H72ZM74 191H75V190H74ZM81 191H82V190H81ZM81 191H79V192H81ZM83 191H84V190H83ZM93 191H94V190H93ZM100 191H101V190H100ZM100 191H99V192H100ZM219 191H220V190H219ZM68 192H69V191H68ZM204 192H205V191H204ZM222 192H223V191H222ZM253 192H254V191H253ZM249 193H250V192H249ZM259 193H260V192H259ZM262 193H263V191H262ZM63 194H64V192H63ZM66 194H68V193H66ZM74 194H77V193H73V196H74ZM92 194H94V196H96L95 193H92ZM99 194H100V193H99ZM99 194H98V195H99ZM250 194H251V193H250ZM250 194H249V195H250ZM69 195H70V193H69ZM80 195H81V194H80ZM82 195H83V194H82ZM244 195H245V194H244ZM249 195H248V196H249ZM212 196H213V195H212ZM240 196L243 197V195H240ZM67 197H68V196H67ZM71 197H72V196H71ZM77 197H78V196H77ZM77 197H76V198H77ZM246 197H247V196H246ZM250 197H251V196H250ZM250 197H249V198H250ZM76 198H75V199H76ZM221 198H222V197H221ZM244 198H245V197H244ZM68 199H70V198H68ZM68 199L66 198V201H67ZM209 199H210V198H209ZM250 199H251V198H250ZM239 200H240V198H239ZM254 200H256V195H255V199H254ZM254 200H252V201H253V204H254ZM257 200H258V198H257ZM263 200H264V199H263ZM78 201H79V200H78ZM210 201H211V200H210ZM70 202H71V200H70ZM74 202H75V201H74ZM215 202H216V201H215ZM220 202H221V199H219V200H218V203L216 204V207H217V208H220V207H219ZM244 202H246V201H244ZM250 202H251V201H250ZM256 202H257V201H256ZM263 202H264V201H263ZM67 203H68V202H67ZM87 203H88V201L86 202V205H87ZM205 203H206V202H205ZM257 203H258V202H257ZM72 204H73V203H72ZM80 204H82V203H80ZM84 204H85V203H84ZM207 204H208V203H207ZM250 204H251V203H250ZM253 204H252V205H253ZM68 205H69V203H68ZM213 205H214V204H213ZM235 205H237V204H235ZM235 205H234V206H235ZM243 205H244V204H243ZM245 205H247V204H245ZM257 205H259V204H257ZM66 206H67V204H66ZM69 206H70V205H69ZM74 206H75V205H74ZM79 206H80V205H79ZM82 206L84 207V205H82ZM82 206H81V207H82ZM179 206H180V205H179ZM201 206H202V205H201ZM227 206H228V205H227ZM232 206H233V204H232ZM238 206H239V209H241V208H240V205H238ZM248 206H249V204H248ZM77 207H78V206H77ZM77 207H75V208H77ZM208 207L210 208L209 205H208ZM241 207H242V206H241ZM217 208H216V210H217ZM228 208H229V207H228ZM237 208H238V207H237ZM255 208H256V207H255ZM66 209H68V208H66ZM71 209H72V208H71ZM229 209H230V208H229ZM229 209H228V211L231 213V210H232V209H231V210H229ZM247 209H248V208H247ZM69 210H70V209H69ZM69 210H68V211H69ZM62 211H63V210H62ZM79 211H80V210H79ZM217 211H218V210H217ZM238 211H239V210H238ZM65 212H66V211H65ZM77 212H78V211H77ZM205 212L208 213L207 210H206ZM218 212H219V211H218ZM256 212H257V211H256ZM256 212H255V213H256ZM262 212H263V211H262ZM67 213H69V212H67ZM70 213H71V212H70ZM70 213H69V214H70ZM74 213H75V212H74ZM259 213H260V212H259ZM263 213H264V212H263ZM62 214H63V213H62ZM219 214H220V217H221V218H225V216L228 215L227 212H224V211H222V210L220 211ZM235 214H236V212H235ZM235 214H234V215H235ZM73 215H74V214H73ZM178 215H179V214H178ZM205 215H206V214H205ZM212 215H213V214H212ZM232 215H233V214H232ZM232 215H230V216H232ZM237 215H238V214H237ZM237 215H236V216H237ZM68 216H69V215H68ZM262 216H263V215H262ZM204 217H206V216H204ZM207 217H208V216H207ZM228 217H229V216H228ZM247 217H248V216H247ZM247 217H246V218H247ZM257 217H258V216H257ZM229 218H230V217H229ZM253 218H254V217H253ZM258 218H259V217H258ZM226 219H227V218H226ZM230 219H231V218H230ZM232 219H233V217H232ZM234 219H235V217H234ZM224 221H226V220H224ZM232 221H233V220H232ZM236 221H237V220H236ZM237 222H238V221H237ZM248 222H249V221H248ZM250 222H251V221H250ZM252 222H255V220L252 221ZM260 223H261V222H260ZM221 224H222V223H221ZM223 224H224V223H223ZM251 224H253V223H251ZM255 224H256V223H255ZM242 226H243V225H242ZM242 226H239V227H242ZM249 226H250V224H249ZM252 226H253V225H252ZM257 227H258V226H257ZM260 227H261V226H260ZM254 228H255V227H254ZM257 229H258V228H257ZM257 229H256V230H257ZM245 230H246V229H245ZM258 230H259V229H258ZM256 232H257V231H256ZM258 232H259V231H258ZM242 233H243V232H242ZM248 233H249V232H248ZM248 233H247V234H248ZM214 234H216V233H214ZM250 234H251V233H250ZM250 234H248V235H250ZM205 235H206V234H205ZM232 235H233V234H232ZM256 235H257V234H256ZM256 235H255V236H256ZM252 236H253V235H252ZM252 236H251V237H252ZM255 236H254V237H255ZM210 237H211V236H210ZM230 237H231V236H230ZM232 237H233V236H232ZM245 237H246V235H245ZM251 237H249V238L251 239ZM261 237H262V236H261ZM204 238H205V237L203 236V239H204ZM246 238H247V237H246ZM249 238H247V239L250 240ZM257 238H260V237L257 236ZM226 239H227V238H226ZM263 239H264V238H263ZM263 239H262V240H263ZM248 240H247V241H248ZM255 240H256V239H255ZM255 240H254V243H255ZM221 241H223V239H222ZM247 241H246V242H247ZM252 241H253V240H252ZM252 241H251V242H252ZM257 241H258V240H257ZM214 242H215V241H214ZM217 242H218V241H217ZM259 242H260V241H259ZM222 243H225V242H222ZM238 243H239V242H238ZM242 243H243V242H242ZM244 243H245V242H244ZM249 243H250V242H249ZM256 243H257V242H256ZM262 243H263V241H262ZM263 244H264V243H263ZM221 245H222V244H221ZM249 245H250V244H249ZM255 245H257V244H255ZM261 245H262V244H261ZM261 245H260V246H261ZM211 246H212V245H211ZM219 246H220V245H219ZM242 246H243V245H242ZM247 246H248V245H247ZM253 246H254V244H253ZM263 246H264V245H262V247H263ZM208 247H209V246H208ZM255 247H256V246H255ZM253 248H254V247H253ZM213 249H214V248H213ZM215 249H216V248H215ZM257 249L259 250V248H257ZM262 250H263V248H262ZM220 251H221V250H219V252H220ZM212 252H213V251H212ZM212 252H211V253H212ZM231 252H232V251H231ZM252 252H253V251H252ZM254 252H256V251H254ZM247 253H249V252H247ZM247 253H246V254H247ZM246 254H245V255H246ZM212 255H213V254H212ZM227 255H228V254H227ZM229 255H230V254H229ZM210 256H211V255H210ZM229 257H230V256H229ZM234 257H235V256H234ZM241 257H242V256H241ZM246 258H247V256H246ZM263 258H264V256H263ZM252 259H253V258H252ZM242 260H243V259H242ZM244 260H245V259H244ZM211 261H212V260H211ZM213 261H214V259H213ZM233 261H234V259H233ZM217 262H218V261H217ZM234 263H235V262H234ZM218 264H219V263H218Z\"/></svg>",
  "mask_w": 264,
  "mask_h": 264
}]
</instances>
